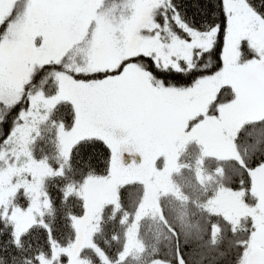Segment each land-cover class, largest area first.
Instances as JSON below:
<instances>
[{
    "label": "snow or ice",
    "instance_id": "6c2138e0",
    "mask_svg": "<svg viewBox=\"0 0 264 264\" xmlns=\"http://www.w3.org/2000/svg\"><path fill=\"white\" fill-rule=\"evenodd\" d=\"M17 3L0 0V157L26 151L45 124L69 166L75 147L149 143L172 159L181 142H214L249 157L246 231L264 235L253 191L264 172V0ZM12 215L0 203V234L17 248Z\"/></svg>",
    "mask_w": 264,
    "mask_h": 264
},
{
    "label": "trees",
    "instance_id": "16d2710c",
    "mask_svg": "<svg viewBox=\"0 0 264 264\" xmlns=\"http://www.w3.org/2000/svg\"><path fill=\"white\" fill-rule=\"evenodd\" d=\"M21 5L23 0H19L18 6ZM67 110V106L61 105L57 113ZM41 134V139L29 144V155L37 162L52 167L59 165L61 170L43 178L47 206L34 214V221L23 230L17 231L14 226L17 248L8 239V229L0 234L2 264H39L42 258L49 259V264H64L65 247L75 234L72 222L83 211L84 184L86 180L101 179L107 174L108 150L71 148L69 166L68 155L63 158L55 146L56 130L45 124ZM175 156H178L176 168L168 176L172 185L157 193L155 208L141 207L144 186L133 179L118 184L114 201H102L88 221L85 242L76 253L77 262L157 264L156 260L173 262L179 255L184 264H237V257L242 255L239 245L247 244L249 237L246 229L252 223L250 215L227 218L207 205L220 190L227 189L236 192L244 204L253 208L251 197L245 203L244 188L240 187L241 183L247 187L244 164L249 162V157L246 154L243 159L215 157L204 152L196 140L181 143ZM0 159L4 161L0 164L1 173L9 161L5 157ZM27 202V195L18 186L10 194L8 206L24 208ZM140 207L141 214L136 219ZM134 221L135 240L120 257ZM9 222L15 225L10 217ZM21 234H24L22 240ZM53 248L62 251L52 256Z\"/></svg>",
    "mask_w": 264,
    "mask_h": 264
},
{
    "label": "rangeland",
    "instance_id": "374dc122",
    "mask_svg": "<svg viewBox=\"0 0 264 264\" xmlns=\"http://www.w3.org/2000/svg\"><path fill=\"white\" fill-rule=\"evenodd\" d=\"M18 3L16 8L20 9ZM239 117L241 114H234ZM202 148L199 141H196ZM183 143V142H181ZM180 144L176 146L173 158L170 159L166 153L153 150V146L149 143L142 145L143 150L132 143L114 144L113 149L109 152L108 170L104 178L89 179L84 184L83 189V211L74 218V238L72 242L65 247L67 259L64 264H82V261L76 260L79 248L85 242L88 230V221L94 216V211L102 203V201H114L117 194L118 184L137 180L143 184V202L142 206L150 205L155 208L156 195L159 191L170 188L172 183L169 179L171 170L176 168L175 155ZM120 145L126 146L138 155L137 161H129L126 164L122 163L119 155L118 147ZM204 152L217 157H236L234 149H229L214 142L207 151ZM29 145L27 150L23 153H9L6 157L8 163L7 169L0 173V203L5 204V210L8 206V199L10 194L20 186L23 192L28 197V202L24 208L13 207V215L10 217L14 221V226L17 231L23 230L34 221V214L40 213L48 204V198L43 187V178L46 175L57 173L61 170L60 166L52 167L45 162H37L29 155ZM63 158L67 156V150L60 153ZM161 157V158H160ZM160 158V159H159ZM158 161V162H157ZM158 165L156 166V164ZM14 179V180H13ZM12 180V181H11ZM253 191L257 196L264 195V172H257L253 174ZM210 210L222 214L227 218H235L238 215L249 214L254 212L251 208L244 204L236 192L223 189L220 190L212 199L208 201L207 205ZM259 207V202H257ZM141 207L136 214V219L141 214ZM23 209V211H21ZM260 217H256L259 222ZM135 221L129 230L128 237L125 240V246L121 251L122 257L128 251L135 240L134 237ZM248 247L244 249L246 255H240V264H264V235H258L255 239L247 238ZM59 248L52 249V256L57 254ZM173 262L156 260L157 264H184L178 255ZM39 264H49V259L40 261Z\"/></svg>",
    "mask_w": 264,
    "mask_h": 264
},
{
    "label": "flooded vegetation",
    "instance_id": "af4514ba",
    "mask_svg": "<svg viewBox=\"0 0 264 264\" xmlns=\"http://www.w3.org/2000/svg\"><path fill=\"white\" fill-rule=\"evenodd\" d=\"M118 151H119V155L122 159V163L126 164L129 161H137L138 159V155L135 154L132 150H130L129 148H126V146L124 145H120L118 147Z\"/></svg>",
    "mask_w": 264,
    "mask_h": 264
}]
</instances>
